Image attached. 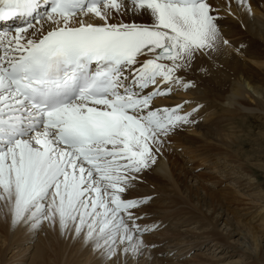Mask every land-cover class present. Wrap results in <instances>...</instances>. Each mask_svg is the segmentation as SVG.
I'll list each match as a JSON object with an SVG mask.
<instances>
[{
  "label": "snow or ice",
  "instance_id": "1",
  "mask_svg": "<svg viewBox=\"0 0 264 264\" xmlns=\"http://www.w3.org/2000/svg\"><path fill=\"white\" fill-rule=\"evenodd\" d=\"M219 12L214 0H0V24L22 18L0 30V212L13 226L47 224L110 264L156 247L152 197L135 189L196 122L200 105L166 101L229 45Z\"/></svg>",
  "mask_w": 264,
  "mask_h": 264
},
{
  "label": "bare ground",
  "instance_id": "2",
  "mask_svg": "<svg viewBox=\"0 0 264 264\" xmlns=\"http://www.w3.org/2000/svg\"><path fill=\"white\" fill-rule=\"evenodd\" d=\"M214 2L220 8L219 26L229 45L221 44L211 56L201 58L188 74L195 86L176 91L166 101H191L187 110L200 107L196 122L170 140V146L183 148L187 159L167 146L143 174L147 187L141 194L155 197L146 209L156 221L163 219L156 222L162 231L145 237L152 240L154 236L150 243L156 249L145 250L139 264H264V256L258 257L264 237V190L255 176L257 170L264 171V163L251 162L243 150L247 142L264 139V0H249L251 14L239 8L237 0ZM201 66L207 71L201 72ZM251 123L259 128H253L254 134ZM190 163H197L196 169L205 168L197 174L186 169ZM209 184L224 187L214 190ZM227 192L246 200L234 206L226 199ZM249 215L253 222L245 220ZM0 216L5 217L2 212ZM6 227L12 236L5 246L11 264H25L29 259V264H46L47 249L41 243L44 229L32 231L21 225L13 231ZM21 230L22 238L17 234ZM87 248L82 251L84 259L74 264H98L94 260L103 258L94 247L89 254Z\"/></svg>",
  "mask_w": 264,
  "mask_h": 264
},
{
  "label": "rangeland",
  "instance_id": "3",
  "mask_svg": "<svg viewBox=\"0 0 264 264\" xmlns=\"http://www.w3.org/2000/svg\"><path fill=\"white\" fill-rule=\"evenodd\" d=\"M256 46H259V44L257 45L256 44ZM201 71V70H200ZM202 72V71H201ZM209 114L210 113H208V116H209ZM251 125H252V123H251ZM253 127H252V132H251V134H254V131H258V126L257 127H254V125H252ZM256 126V125H255ZM253 128H254V131H253ZM260 130H262V129H260ZM255 137V136H254ZM253 140V139H252ZM171 144L169 143V147L171 148V149H173L174 151H175V153H177L180 157H181V159L183 158H185V159H187V157L186 156H184L183 155V153H181V151L183 150V148L181 147V146H174V144H173V146L174 147H172V146H170ZM181 150H180V149ZM243 150L244 151H247V153L252 157L250 160H251V162H253V163H255V164H260V163H264V139L263 138H261V139H259V140H257L256 139V141H253V142H247L246 143V145L243 147ZM180 153V154H179ZM193 166V167H192ZM197 167V163H190V165H187V167H186V169L188 170H193V172L194 173H200L201 171H203L204 170V168L205 167H203V168H201V167H199V168H197L196 169V167ZM190 167H192V168H190ZM263 170V169H262ZM262 170H257L256 172H255V176L257 175L258 176V180H257V182L259 183V186L261 187V188H263V190H264V171H262ZM142 178H144V176L142 175L141 176V183L140 184H138L137 185V187H136V189H135V192L137 193V195L139 194V195H148V194H141V192L142 191H145L146 190V185H145V183H144V179H142ZM141 185V186H140ZM143 185V186H142ZM210 185V187H212V185L211 184H209ZM220 187V188H219ZM224 187V184H219V185H216V186H213L212 188L214 189V190H218V189H221V188H223ZM141 188H142V190H141ZM139 189V190H138ZM139 193H138V192ZM228 193V198H226L230 203H233V205L234 206H237L238 205V203H239V201H242V200H246V199H244V197H243V195H239V194H232L233 192H227ZM229 193H231V194H229ZM169 192H168V196H169ZM177 195V192H175V193H173L172 194V197L173 196H176ZM149 196H151L152 197V200H151V204L153 203V200H154V195L153 194H149ZM167 196V199L169 200L170 198H171V194H170V196L168 197ZM248 201V200H247ZM151 204H148L147 206H149V205H151ZM146 206V207H147ZM147 212H149L148 210H147ZM187 211H185V212H183V214H185ZM150 213V212H149ZM148 213V215H150L149 217H150V221L148 220L147 222L148 223H152L151 222V220L153 221V222H158V221H162V219H158L157 218V221H156V218L154 219L153 217V215L154 214H149ZM173 214H174V212H173ZM178 214V213H177ZM187 214V213H186ZM175 215V214H174ZM188 215V214H187ZM153 216V217H152ZM251 215H249V216H246V218H245V220L247 221V222H253L252 220H251V217H250ZM175 217H177V216H175ZM175 217H173L175 220H176V218ZM152 218V219H151ZM252 224V223H251ZM6 226H8V227H10V228H12V230L13 231H16V229H17V226H14V227H12L11 226V224H10V222H9V219L8 218H5V217H3V216H0V264H11V261L10 260H7V257H9L10 255H7V252H6V250H5V246H6V243H7V241H8V239H10L12 236H11V234L9 233V231L6 229L7 227ZM41 229H44V233H43V237H42V239H41V243L44 245V247H45V249H47L46 251H47V255H46V264H74L75 263V260L77 259V260H79V262L81 261V260H83L84 259V255L82 254V251L84 250V248L85 247H89V248H87L88 249V251H87V253L89 254V253H91V250H90V247L91 248H93L94 246H90L91 244L90 243H85L84 241H83V239L81 238V239H78V240H76V239H73L71 236L70 237H68L67 235H62L58 230H53L52 228H50L47 224H45L44 226H42L41 227ZM160 231H162V229H160V230H157V231H155V233H157V232H160ZM20 233V234H19ZM19 233H17L18 234V236L20 237V235H21V238H22V236H24V234L22 235L21 233H23L22 232V230L21 231H19ZM16 234V235H17ZM150 235H152V234H150ZM150 235H148V236H145V237H149ZM154 236H152V240H150V239H148V238H145V240H146V242H150V241H154ZM79 242V243H78ZM36 244V243H35ZM79 245V246H78ZM85 245V246H84ZM39 246H40V244L39 243H37L36 244V249H37V247L39 248ZM80 248L81 247V249H79L78 247ZM264 237L262 238V240H261V246L259 247V249H258V257L260 258L261 256H264ZM84 247V248H83ZM153 248H151V250H152ZM155 249H156V247H155ZM15 250H17V249H15ZM79 250V251H78ZM90 250V251H89ZM154 250V249H153ZM14 250H12V252H13ZM78 251V252H77ZM193 251V250H192ZM192 251H190V252H192ZM34 252H35V249H33V251H32V253L30 254V255H33L34 254ZM79 253V254H78ZM10 254H11V252H10ZM83 256V257H82ZM78 257V258H77ZM188 257V256H187ZM92 258V257H91ZM72 261H71V260ZM30 260L31 259H29V260H27V262L25 263V264H29V262H30ZM98 261V264H102L101 262H103V260H104V258H97V259H95L94 261ZM102 260V261H101ZM104 261H106V260H104ZM104 264H106L107 263V261L106 262H103ZM108 264H110V262L108 261Z\"/></svg>",
  "mask_w": 264,
  "mask_h": 264
}]
</instances>
